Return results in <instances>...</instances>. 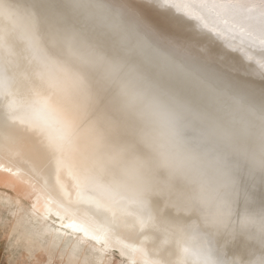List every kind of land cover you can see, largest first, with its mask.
I'll return each instance as SVG.
<instances>
[{"label":"bare ground","instance_id":"6f19581e","mask_svg":"<svg viewBox=\"0 0 264 264\" xmlns=\"http://www.w3.org/2000/svg\"><path fill=\"white\" fill-rule=\"evenodd\" d=\"M0 233L41 264H264V0H0Z\"/></svg>","mask_w":264,"mask_h":264},{"label":"rangeland","instance_id":"374dc122","mask_svg":"<svg viewBox=\"0 0 264 264\" xmlns=\"http://www.w3.org/2000/svg\"><path fill=\"white\" fill-rule=\"evenodd\" d=\"M6 243L4 234L0 233V264H41V258H38L39 263L28 262L23 253L12 257L9 250L6 249Z\"/></svg>","mask_w":264,"mask_h":264}]
</instances>
